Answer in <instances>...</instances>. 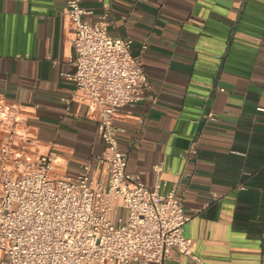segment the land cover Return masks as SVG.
Listing matches in <instances>:
<instances>
[{
    "label": "crops",
    "instance_id": "obj_1",
    "mask_svg": "<svg viewBox=\"0 0 264 264\" xmlns=\"http://www.w3.org/2000/svg\"><path fill=\"white\" fill-rule=\"evenodd\" d=\"M67 2L0 0V100L20 107L15 146L29 158L52 154L57 176L81 173L105 150L97 109L74 98ZM82 6L91 22L110 14V35L133 40L151 82L114 124L127 172L177 189L193 215L184 235L194 257L166 264H264V0ZM11 127L0 122V134Z\"/></svg>",
    "mask_w": 264,
    "mask_h": 264
},
{
    "label": "built area",
    "instance_id": "obj_2",
    "mask_svg": "<svg viewBox=\"0 0 264 264\" xmlns=\"http://www.w3.org/2000/svg\"><path fill=\"white\" fill-rule=\"evenodd\" d=\"M83 1L67 2L75 31L71 79L74 98L98 111L105 150L81 173L57 176L52 154L29 158L15 146L20 107L0 100V122L12 124L0 134V264H166L194 257L184 235L193 215L177 189L163 192L160 179L149 187L129 174L120 149L116 113L151 88L143 60L133 54L132 39L110 35L109 13L89 21ZM196 149L195 141L190 152ZM120 207L124 218H118Z\"/></svg>",
    "mask_w": 264,
    "mask_h": 264
},
{
    "label": "rangeland",
    "instance_id": "obj_3",
    "mask_svg": "<svg viewBox=\"0 0 264 264\" xmlns=\"http://www.w3.org/2000/svg\"><path fill=\"white\" fill-rule=\"evenodd\" d=\"M125 217V211L122 207H120V210L118 211V218Z\"/></svg>",
    "mask_w": 264,
    "mask_h": 264
}]
</instances>
